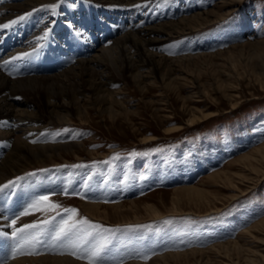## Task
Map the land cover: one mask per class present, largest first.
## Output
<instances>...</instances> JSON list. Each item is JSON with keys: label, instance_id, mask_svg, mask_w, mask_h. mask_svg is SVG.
Returning a JSON list of instances; mask_svg holds the SVG:
<instances>
[{"label": "rangeland", "instance_id": "rangeland-1", "mask_svg": "<svg viewBox=\"0 0 264 264\" xmlns=\"http://www.w3.org/2000/svg\"><path fill=\"white\" fill-rule=\"evenodd\" d=\"M222 1L192 0L193 7L186 13L211 10V14L224 11L226 14L153 49L168 56L224 52L175 61L164 72H154L150 83L143 87L129 81L113 105L108 101L97 103L91 97L84 100L87 108L81 113L75 105L69 104L64 116L71 121L60 124L56 121L41 134V141L45 142L84 141L87 149L82 150L79 157L65 153L64 158L48 160L47 164L33 162L6 180L4 184L15 186V190L5 202V210L9 209L3 217L8 219L5 223L0 220V233H8L7 237L0 235V264H10L29 252L71 253L73 249L64 243L52 246L46 240L52 237L62 220L68 219L73 209L77 210L73 219L81 222L86 219L98 226L89 229L97 233L90 243L107 238L108 246L102 253L104 264L150 262L165 252L205 248L236 238L244 227L264 216V179L257 184L255 180L238 183L241 187L248 183L253 187L211 214H168L115 223L92 217L82 208V200L110 203L115 197L120 201L153 197L156 203L169 207L171 189L175 185L198 182L207 173L226 167L240 153L264 142V0H232L220 8ZM53 4L56 2L41 4L42 8L37 6L38 9L28 12L30 15H23L25 19L10 26L20 28L27 24L37 30L42 22L71 18L68 10L48 7ZM62 4L67 5L65 0ZM89 4L93 7L92 2ZM137 9L129 15L120 13V17L110 11L99 13L98 8L95 14L108 24L118 19L124 22L131 19L132 22L136 21V14L143 6ZM77 12L74 11L80 17ZM94 32L101 37L99 28ZM74 35L78 36L74 38L75 42L79 41L77 44H86L82 36ZM233 44L232 51L226 52L225 49L232 48ZM123 84L124 81L115 87ZM39 95H33V99L47 119L43 91ZM202 112L211 113L203 116ZM194 113L201 118L192 121ZM150 136L154 138L145 140ZM98 178L106 182L103 188ZM201 186L223 197L232 193V188L211 180ZM4 191V188L0 190ZM42 196L50 197V202L60 207L54 211L32 209L30 214H22ZM2 198L0 201H4ZM11 219L16 220L15 229L26 224L44 229V243L35 247L25 245L13 256L18 242L12 239L15 229L11 227ZM82 227L89 228L88 225ZM255 234L264 238L258 231ZM241 238L251 251L264 253L263 239L247 234H242ZM211 254V258L216 255ZM232 255L235 259L242 257L239 253ZM216 257L218 261H212L213 264H228L225 256L217 254ZM79 260L88 263L86 259Z\"/></svg>", "mask_w": 264, "mask_h": 264}, {"label": "bare ground", "instance_id": "bare-ground-1", "mask_svg": "<svg viewBox=\"0 0 264 264\" xmlns=\"http://www.w3.org/2000/svg\"><path fill=\"white\" fill-rule=\"evenodd\" d=\"M63 1L0 0V25L18 21L19 17L45 3L56 2L57 10L71 12L69 20L57 18L55 21L40 22V28L37 30L27 24L20 28H0V190L5 189L0 192V198H4V201H0V220L3 223L8 219L3 216L9 209L5 210V202L15 190V186L4 184L6 180L33 162L47 164L48 160L64 158L65 153L79 157L81 151L87 149L84 141L80 140L57 143L41 141V134L53 123L71 121L69 117L64 116L69 104L75 105L81 113L87 108L85 101L91 97L97 103L108 101L113 105L117 101V95L122 94L129 81L143 87L151 81L154 72H164L171 68L175 61L181 62L191 57L224 52L218 50L195 55L168 56L153 49L173 37L198 30L226 14V11L211 14V10H193L186 13L193 7L192 0H65V7ZM231 1L223 0L219 3L220 8ZM91 2L93 7L89 4ZM97 2L99 5L95 6ZM138 6H143V9L140 14H136V21L132 22L131 19L127 22L118 19L116 23L108 24L109 22H105L99 14H95L98 8L99 13L110 11L120 17V13L129 15L130 12L138 10ZM75 10L80 13V17L74 13ZM130 16L129 18L132 17ZM177 16L179 17L174 18ZM98 28L102 31L101 37L94 32ZM74 34L82 36L86 44H77L79 41H74ZM64 43L68 45L65 46ZM231 47L225 51L231 52L235 45ZM25 53L28 55H24ZM17 56L20 59H12ZM122 81V86L115 87ZM41 91L44 94L47 119H44L40 106L33 99ZM110 105L107 106L108 109L111 108ZM207 113L202 112L203 116L211 112ZM198 118H201V115L194 113L192 121ZM152 138L154 137L150 136L145 140ZM182 178L183 176L180 177ZM263 179L264 142L240 153L229 161L226 167L207 173L198 182L185 181L186 183L175 185L171 189L169 207L156 203L152 200L153 197L130 198L124 201L115 197L114 202L110 203L82 200V208L92 217L115 223L158 218L168 214H211L248 192L253 187L249 180H255L257 184ZM209 180L232 188V193L223 197L219 192L206 190L201 185L207 184ZM99 181L100 187L103 188L106 182L103 183L102 178ZM246 181L249 183H245L244 187L238 185ZM256 231L264 234V216L244 227L236 238L215 242L205 248L165 252L155 256L150 262L130 261L125 264H199L202 261L213 264L212 261H218L217 254L225 256V262L228 264H264V253H258V250L253 252L248 249L246 242L240 241L242 234L264 240L255 234ZM46 241L48 245H58L50 236ZM211 253L216 255L211 258ZM233 253H239L242 257L235 259ZM12 263L88 264L84 260L73 258L68 251L64 254H26L19 256Z\"/></svg>", "mask_w": 264, "mask_h": 264}, {"label": "snow or ice", "instance_id": "snow-or-ice-1", "mask_svg": "<svg viewBox=\"0 0 264 264\" xmlns=\"http://www.w3.org/2000/svg\"><path fill=\"white\" fill-rule=\"evenodd\" d=\"M52 9H55L57 5L53 4L48 6ZM30 15V14H26ZM19 20L25 19L24 16L18 18ZM17 23V21H11L9 24L0 25V28H9L11 24ZM24 55H28L25 53ZM12 59H20L19 56L13 57ZM35 142V141H33ZM6 187V186H5ZM43 204L44 208H41L40 205ZM60 206L55 203L50 202V197L42 196L39 200L34 201L28 209H26L22 214L28 215L30 214L32 209L36 210H49L54 211L58 209ZM65 211H69L65 209ZM71 215L67 220H62L59 228L54 232L51 239L53 242H61L66 246L71 247L73 251L69 254L75 255L77 259H86L88 264H104V258L102 253H104L108 246L107 238L101 237L95 243H90V241L95 239L97 233L89 229H97V225L90 224L86 219L81 221H77L73 219V217L77 214V210H70ZM44 223H50L49 221H45ZM16 220H13L11 223V227L15 229ZM82 225H88L89 228H83ZM32 229H37V231H30ZM5 237L8 236V233H0ZM45 235V230L40 229L36 224H26L23 228L15 229L12 233V239L18 242V246L13 252V256L16 255L17 252L23 250L25 245L35 247L38 244L44 243L42 237ZM28 254H32L29 252ZM147 258V257H145Z\"/></svg>", "mask_w": 264, "mask_h": 264}]
</instances>
